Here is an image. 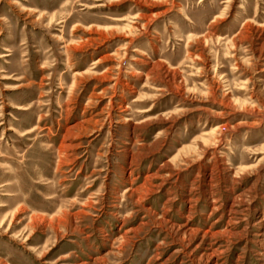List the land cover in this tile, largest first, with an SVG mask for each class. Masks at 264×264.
Instances as JSON below:
<instances>
[{
	"label": "rangeland",
	"instance_id": "rangeland-1",
	"mask_svg": "<svg viewBox=\"0 0 264 264\" xmlns=\"http://www.w3.org/2000/svg\"><path fill=\"white\" fill-rule=\"evenodd\" d=\"M0 264H264V0H0Z\"/></svg>",
	"mask_w": 264,
	"mask_h": 264
}]
</instances>
